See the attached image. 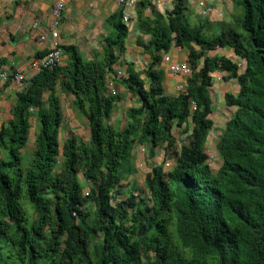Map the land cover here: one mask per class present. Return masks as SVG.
I'll return each mask as SVG.
<instances>
[{
    "label": "trees",
    "instance_id": "1",
    "mask_svg": "<svg viewBox=\"0 0 264 264\" xmlns=\"http://www.w3.org/2000/svg\"><path fill=\"white\" fill-rule=\"evenodd\" d=\"M233 3L243 12L240 32L224 26L213 37L208 21L190 26L186 0H175L164 18L137 16L138 31L150 37L137 45L151 59L145 81L114 74L137 99L122 128L110 124L121 97L106 93L128 33L120 17L111 21L115 35L104 39L101 61L62 47L66 66L32 76L16 96L12 120L0 127V264H264V0ZM172 45L189 50L192 70L185 93L175 98L164 95L158 68L159 53ZM225 47L244 62L241 74L226 59L207 58ZM214 71L229 72L238 87L235 96L224 95L234 112L220 130L217 170L204 151L213 131ZM61 95L72 98L89 135L69 134L60 149ZM31 108L37 132L26 162ZM188 122L177 153L171 130ZM135 145L146 146L148 158L155 148L165 160L176 158L169 171L165 161L151 168L139 201L122 192Z\"/></svg>",
    "mask_w": 264,
    "mask_h": 264
},
{
    "label": "crops",
    "instance_id": "2",
    "mask_svg": "<svg viewBox=\"0 0 264 264\" xmlns=\"http://www.w3.org/2000/svg\"><path fill=\"white\" fill-rule=\"evenodd\" d=\"M189 1L186 0L187 7ZM205 1L215 12H223L224 9H227L229 13L233 11V0ZM174 2L175 0H135L134 7L123 10L114 3L107 2V0H66L64 13L58 27L59 42L62 47H73L84 61H101L104 39L115 35L114 29L111 27V21L115 17H120L122 22V16L126 14L129 21L124 24L128 29V33L124 42V51L116 53L118 55V62L112 66L113 75L115 74L118 77L117 74L120 73V76H123L122 78H128L130 74H135L138 75V79L145 81L143 71L148 67L151 58L142 47L137 45V42L148 45L150 37L138 31L136 27L137 16H141L142 20H153L154 16L157 15L164 18L171 11ZM52 3L53 0H0V60L4 62L0 66V74L6 75V79L0 78V127L12 120L11 108L15 103L17 94L23 91L26 86L25 84L22 86L16 84L13 81V77L17 74H23L26 77L33 76L34 62L42 58L50 46L49 41L41 42L38 39V35L40 34L41 27L43 30L49 29ZM189 13H191L190 10ZM192 14L194 15V20L197 21L195 26L206 21L201 20L200 12H193ZM222 20L213 18L208 21L216 22ZM35 22H38L39 28L33 30L32 24ZM190 26L195 27L192 24ZM212 27L218 28L215 31L217 35L224 31L223 24L216 25L212 23ZM227 27L228 29L231 28L230 26ZM192 49L198 50L199 47L192 45ZM188 55L189 50L173 45L169 47L166 53H159L161 61L158 68L163 73L162 87L165 96L175 98L185 93L187 78L181 75H173L169 71L168 66L170 63L188 65ZM206 55L211 61L226 59L234 64H238L237 60L241 61L233 54L229 47L214 48L208 51ZM165 57L169 58L168 63L164 62ZM67 62V57L63 55L60 65L66 66ZM109 76L110 74H107L106 93L108 92V86L112 84L111 86H113L115 95L121 97V100L113 107L110 124L114 128H122L126 124V109L128 107H136L137 99L124 85L120 84L116 79H110ZM210 76L212 78L211 91H214V94L222 95L223 99L224 95L235 96L237 94L238 87L236 80L230 77L229 72L214 71ZM210 96L212 102L211 93ZM43 98L45 100L47 94H44ZM71 100V97L63 95L62 121L58 128V145L60 149L64 140L70 136L69 134H73L83 140H87L89 135L84 117L72 107L73 105L71 106ZM120 109L123 112L119 113ZM35 113L36 110L33 111L32 117L28 119L29 134L26 145L22 150L23 156L28 145H31L32 149L34 146V138L37 132ZM191 125L188 122L187 125H182L179 129L186 127H190L191 129ZM172 132L173 130H171L170 135L175 143ZM146 148L140 145L133 147L128 179L132 178L131 175L135 168L145 162H148L152 167L156 166L155 163H157L159 158H153L157 156V151L162 149L155 148L153 157L148 158ZM175 150L177 153L180 151L176 147ZM3 157L5 156L2 155ZM163 160L157 165H160ZM145 173L147 174V172ZM82 184L84 190L89 185L85 180L82 181Z\"/></svg>",
    "mask_w": 264,
    "mask_h": 264
},
{
    "label": "rangeland",
    "instance_id": "3",
    "mask_svg": "<svg viewBox=\"0 0 264 264\" xmlns=\"http://www.w3.org/2000/svg\"><path fill=\"white\" fill-rule=\"evenodd\" d=\"M189 10L191 13H189ZM193 12H196V13L199 12V8L197 7V0H190L189 1L188 12L186 14V19L188 20V22L190 24H192V26H195L197 21L194 20V15L192 14ZM221 13H223V18H222L223 20L222 21H216V22L208 21L210 19H208L206 21H208L209 24L213 23L216 25L223 24L224 26H230L235 31L239 32L240 30H239V26H238V20L241 19L242 15H243L241 7H238L235 4H233V11L231 13H229L227 9H224V11ZM200 18L202 21H205L204 16L200 15ZM217 30H218V28H214V27H212V25L208 26L206 28V34L209 37L217 36V34L215 33V31H217ZM209 57H212V56H209ZM237 63L239 65L240 70H242L244 67L243 61L237 60ZM200 66H201V61L199 63V68H200ZM199 68L193 74V76H195V77L198 76ZM211 95L213 98V101H212L213 103H212V113L209 116V118L212 120L214 128H213V131L210 132V134H209L208 141H207L206 145L204 146V151L208 156L207 163L209 164L211 169L217 170L220 166V163H221L220 155L218 154L217 149H216V145H217V142L219 139L220 130L223 129L225 123L231 117V115L234 111V108H227L225 106L224 99H223L222 95L221 96L218 94L216 95V94H214V91H211ZM62 98H63V95L60 96L61 108H62V112H63L64 102L62 101ZM71 106H72V103H71ZM122 106H123V103H122ZM34 110H36V108H31L29 110V112H28L29 117H32V115H33L32 113ZM121 111H122V109L119 110V113H121ZM191 128H192V125H191ZM189 129H190V127L181 128V129H179L177 127L172 128V130H173L172 135L175 138L174 148L176 147L178 151H179L181 145L186 141V135H187L186 131H188ZM157 149H159V148H157ZM32 152H33L32 146L28 145L27 149L25 151V155H24V159L26 162H28V160L30 159ZM2 155L3 154L0 153L1 157H2ZM157 157L159 159L157 160V163H155L156 166L164 158L163 150H158L157 156H155L153 159H155ZM175 159H166V160L164 159L163 160V161H165V164H166V167H165L166 170H168V171L171 170V168L175 164ZM151 168H152V165L150 166V164L148 162H145L144 164H141V166L135 168L133 174L131 175L132 178L128 179V177H127L128 181L126 179V181H124L122 183V192L125 194L124 196L129 195L131 193L134 194L136 192L138 194L137 195L138 201L140 198L145 197L143 195V192H144L143 182L145 180V176L147 175L145 172L150 173ZM84 192H87V188L85 189ZM122 198L123 197H121L119 199H122Z\"/></svg>",
    "mask_w": 264,
    "mask_h": 264
},
{
    "label": "built area",
    "instance_id": "4",
    "mask_svg": "<svg viewBox=\"0 0 264 264\" xmlns=\"http://www.w3.org/2000/svg\"><path fill=\"white\" fill-rule=\"evenodd\" d=\"M107 2L114 3L116 6L121 7L123 10L129 9L134 7L135 0H107ZM66 5V0H53L51 10H50V21H49V29L43 30L41 27L40 34L38 35V39L41 42L49 41L50 46L44 56L34 62L33 68V76L42 70H52L55 66L60 65L63 53H62V46L60 44L59 39V31L58 27L60 25L64 9ZM197 6L199 8L200 15L204 16L206 19H217L222 20L223 13L215 12L212 7H210L205 0H198ZM129 18L126 14L122 16V22L127 23ZM38 22L32 24V29H38ZM169 58L165 57L164 62L168 63ZM169 71L173 75H181L185 78H188L191 75L190 66L187 64H169L168 66ZM118 76L121 74L118 73ZM1 79H6L5 74H0ZM32 78L26 77L23 74H17L13 77V81L18 85H23L29 82ZM111 79V77H110ZM110 84L108 86V91L110 95H115L114 89ZM137 193H134V197L137 198Z\"/></svg>",
    "mask_w": 264,
    "mask_h": 264
},
{
    "label": "clouds",
    "instance_id": "5",
    "mask_svg": "<svg viewBox=\"0 0 264 264\" xmlns=\"http://www.w3.org/2000/svg\"><path fill=\"white\" fill-rule=\"evenodd\" d=\"M204 20H208V19H204ZM122 23H123V22H122ZM123 24H124V23H123ZM241 61H242V60H241ZM243 63H244V62H243ZM188 65H189V64H188ZM236 65L238 66V69H239L238 72H240V74H241L242 71H243V69H244V67H243L242 70H240L239 65H238V64H236ZM243 65H244V64H243ZM189 66H190V65H189ZM190 69H191V68H190ZM191 72H192V70H191ZM191 75H192V73H191ZM191 75H190V76H191ZM117 76H118V75H117ZM190 76H189L188 78H190ZM109 77H111V78L113 79V78H114V75H112V76L110 75ZM122 77H123V76H118V78H122ZM188 78H187V79H188ZM112 87H113V86H112ZM107 90H108V89H107ZM107 94L110 95V94H109V91L107 92ZM111 96H115V95H111ZM127 107H128V106H127ZM128 108H131V107H128ZM126 110H127V109H126ZM140 146H141V145H140ZM142 147H145V148H146V146H142ZM165 165H166V164H165ZM135 193H136V192H135Z\"/></svg>",
    "mask_w": 264,
    "mask_h": 264
}]
</instances>
